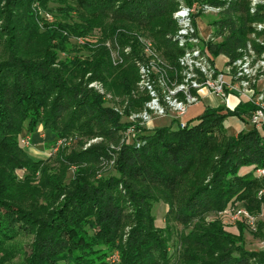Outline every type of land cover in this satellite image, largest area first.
<instances>
[{"label": "trees", "instance_id": "trees-1", "mask_svg": "<svg viewBox=\"0 0 264 264\" xmlns=\"http://www.w3.org/2000/svg\"><path fill=\"white\" fill-rule=\"evenodd\" d=\"M72 1L75 8L69 0H0V36L5 35L7 54L0 61V253H8L9 231L25 230L34 235L26 264H110L115 251L120 256L118 264H171L165 232L170 233L172 222L191 226L209 214L225 211L235 200L254 207L257 196L264 214V178L255 176L257 170L264 169V134L258 130L264 131V127L252 126V130L231 137L224 126L229 117H250L255 111L251 104L225 114L223 109L206 107L195 122H185V128H158L143 137L139 148L123 145L116 165L119 178L91 179L95 168L115 152L104 143L68 155L63 164L79 168L71 183L75 187L64 191L62 183L51 181L45 208H37L35 201L26 207L30 198L36 199L37 191L32 190L25 199L12 194L17 167L42 172L43 163L31 161L18 145L26 122L42 124L57 139H64L79 131L85 118L83 125L92 128L86 135L114 140L125 127L114 111L101 108V95L89 88L90 82L106 84L112 79L118 95L129 94L138 79L134 59L140 52L139 35L176 51L177 57L182 54L166 38L177 29L173 13L179 7L178 0ZM195 1L221 8L219 17L210 22L212 38L219 40L208 43L214 55L234 61L249 43L260 52L264 50L256 42L264 32L254 28V24L264 22V4L251 13V0ZM50 2L60 5L59 12L66 20L77 15L76 35L101 28L105 39L118 37L120 46L130 45L129 65L114 70L107 50L101 48L92 63H75L78 69L72 74L81 76L78 83L66 77L67 67L58 62V51L64 47L67 24H46L41 33L40 10H47ZM32 45L42 47L41 53H31ZM87 73L91 77L85 84L82 77ZM70 108L73 112L68 114ZM65 115L70 119L61 130ZM59 192L64 199L50 205L52 197L55 203L54 193ZM158 201L169 206L165 230L156 228L152 215ZM211 226L213 229L196 225L190 234L180 235L184 261L264 264V251L231 249V236L217 224Z\"/></svg>", "mask_w": 264, "mask_h": 264}, {"label": "rangeland", "instance_id": "rangeland-1", "mask_svg": "<svg viewBox=\"0 0 264 264\" xmlns=\"http://www.w3.org/2000/svg\"><path fill=\"white\" fill-rule=\"evenodd\" d=\"M178 2L179 7L173 13V20L176 22L177 29L174 32H169L166 38L173 43L177 49L182 50L181 55L177 57L176 51H169L166 46L158 45L151 37L139 35L138 49L140 52L134 59L135 66L138 69V79L129 94L118 95L112 87V79H109L106 84L98 81H92L89 84V88H93L101 95V108L114 111L119 115L122 127H125L118 133L114 140H105L103 137H99V135H86L85 133L91 131L92 128L83 125L86 122L85 118L81 120L85 122L80 121L83 126L81 125L79 131H76L74 135L72 134L64 139H57L50 131L45 130L42 124L32 126L30 122L25 123L17 140L18 145L31 161L43 163L42 172L31 173V171L23 167H17L14 172L15 182L13 188L15 190L12 193L14 196L25 199L27 196L28 198L31 196L32 190L37 191L36 199L30 198L28 203H26V207L31 206L35 201V203L38 204L37 208H45V196L51 181L52 183L56 182V184L62 183L64 191L72 190L75 187V185L71 183L75 180L77 176L76 172L79 168L78 166L68 167L63 164L62 161L68 155L87 150L93 145L104 143L110 151L115 152L111 154V159H105L98 168H95V174L91 179L92 181L96 179H101L102 181L111 177L119 178L120 174L117 171L116 165L119 152L123 145H134L139 148L143 145V137L151 135L156 129L163 127H172L174 129L185 128L186 125L182 126V124L190 121L195 122L198 116L204 112L206 105L202 97H200L201 101L188 108L184 116L172 110L169 105V100L187 102V95L185 93H174L177 91L179 85L184 83L185 77H187V73L190 69L193 70V73L199 81H204L206 79V76L202 75L199 70V66L202 64L201 60H212L209 64H211L213 78H216L219 73L214 70L212 65H216L218 69L223 68L225 61L224 57L222 55L216 56L209 49V51L206 49V47H209L208 43L210 41L219 42V40L212 38L213 29L210 26V22L219 17L220 14L219 12L215 13L214 10H211L213 6L209 3L193 0V3L189 5L185 0H178ZM69 3L74 8L77 6L75 1L69 0ZM47 7V10L43 8L40 10V15L42 17L40 19L42 35L46 31V24L55 27V22L59 21L62 25L67 24L68 26L64 31L66 34V39L63 38L65 39L63 40L65 41L63 44L64 47L61 51H58V62L63 63L64 68L65 65L67 67L64 70V75H66V77L72 78L73 80L76 79V83H78L81 76L76 77L72 74L73 71L78 69L75 63H92L97 55L96 53L101 48L107 50L111 66L114 70L120 69L121 66L125 68L129 65V61L127 62V55L133 51L130 45L125 47L120 46L118 37H106L105 39V33L101 28L94 29L89 34L76 35L73 33V27L76 26L78 21L76 14H72L73 16L66 20L59 12V9H61L59 4L50 2ZM184 9L191 10L192 24L199 37V42L194 44L195 47H197L195 49H188L187 47H191V44L185 41L179 42V38H177L180 29L179 23L182 20L180 12ZM3 39H5V35L0 39V61L7 58ZM261 40H264V37L261 38ZM194 50L199 51V53L189 59L190 66H183L182 63H187V60H184L186 58L185 54L187 55L188 52ZM30 51L31 53L39 54L42 51V47L32 45ZM204 56L209 57L204 59ZM172 60H174L173 63L171 62ZM143 67H146L147 73L143 71ZM259 73V88L262 89L264 88V70H261ZM114 75H116V73H114ZM90 77L91 73H87L82 77L83 83L87 84ZM154 92L156 94H152ZM189 95L198 97L195 90H190ZM154 99L158 100L157 104L165 110V115H158L149 107ZM213 99L219 102V106L216 108L223 109L224 114L228 111L235 110L239 105L247 104L238 102L237 98H231L229 101H224L219 97H213ZM72 112L73 108H70L68 114ZM145 113L148 114L149 118H145ZM249 118L248 116H242L241 118L238 116L229 117L224 123L227 135L237 137L243 132L252 130V125L248 124ZM69 119L70 115H65L63 122L60 124L61 130L64 129ZM258 130L264 134V131L261 129ZM95 131H97V129ZM117 137H119V139H117ZM242 171L247 172L245 169H242ZM255 176L260 179L264 178V169L257 170ZM51 190L52 189H49L48 191L50 192ZM121 191L123 190L121 189ZM262 193L263 192L260 194ZM54 194L56 195L55 203L52 202V197L50 205H58L65 197L64 194L60 192ZM257 199L258 205L254 207L247 201L242 202L235 200L228 205L225 211L219 214H209L203 220L195 221L191 226H184L172 222L169 225L170 233L165 232V236L169 239L168 249L169 256H171L170 263L196 264L194 262L184 261L180 254L182 250L180 246V235L183 234L186 236L190 234L194 231L196 225H204L208 229H213L211 225L217 224L220 230L231 236V249L242 248L249 252H263L264 214L260 204L261 198L257 196ZM240 211L247 213L249 217L247 218L243 215L238 216ZM168 212V204L163 201L154 203L152 215L155 218L156 228L162 230L166 229ZM129 229V227L126 228V233ZM122 238L123 241H125L126 235H123ZM7 239L8 242L6 247L8 248V253L7 250L0 253L1 264H26L30 245L34 239L33 233L25 230H19L15 233L9 231ZM113 254L114 256L111 257L112 262L110 264L120 263L118 251H115Z\"/></svg>", "mask_w": 264, "mask_h": 264}, {"label": "built area", "instance_id": "built-area-1", "mask_svg": "<svg viewBox=\"0 0 264 264\" xmlns=\"http://www.w3.org/2000/svg\"><path fill=\"white\" fill-rule=\"evenodd\" d=\"M260 4H264V0H251V13H255ZM213 7L211 10H214L215 13L221 12V8ZM180 17L182 20L179 23L180 29L177 34L179 42L185 41L188 42V44H191V47H187L188 49L197 48L194 44L199 42V37L192 24L191 10H182L180 12ZM254 28L257 32H264V22L254 24ZM252 38H256V35H252ZM256 41L264 48V40L259 38L256 39ZM206 49L207 51L210 50L209 47H206ZM241 52V56L234 61H231L229 58L222 55L225 59L222 69H218L214 64L212 65L214 70L219 73L216 78H213V71L211 70V64H209L212 60H201L202 64L199 66V70L202 75L206 76L204 81H199L193 73V70L190 69L187 73V77H185L184 83L179 85L177 91L174 93H185L187 95V102L184 103L179 100H169V105L172 110L176 111L179 115L184 116L191 105L201 101L200 97L203 99L219 97L224 101H229L231 98H237V101L240 103H251L254 105L255 111L251 114L249 123L253 127L262 128L264 126V88H259V72L264 70V50L260 52L252 43H249L246 49ZM198 53L199 51L194 50L188 52L187 55L185 54L186 58L184 60H187V63H182V65L187 67L190 66L189 59ZM208 57L209 56H204V59ZM142 69L144 72L146 71V67H143ZM147 72L148 71H146V73ZM190 90H195L198 97L189 95ZM152 94L156 93L154 92ZM157 102L158 100L154 99L149 107L154 110L156 114L165 115V110L160 107ZM144 115L145 118H149L148 114L145 113ZM182 126H185V123L182 124ZM239 215H243L247 218L249 217L248 214L243 211H240L238 213V216Z\"/></svg>", "mask_w": 264, "mask_h": 264}, {"label": "crops", "instance_id": "crops-1", "mask_svg": "<svg viewBox=\"0 0 264 264\" xmlns=\"http://www.w3.org/2000/svg\"><path fill=\"white\" fill-rule=\"evenodd\" d=\"M203 101H204L206 107L211 106L213 108H216L219 106V102L214 100L213 97L206 98ZM247 171H249V170H247Z\"/></svg>", "mask_w": 264, "mask_h": 264}]
</instances>
